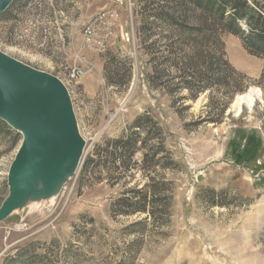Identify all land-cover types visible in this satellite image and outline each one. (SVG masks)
Segmentation results:
<instances>
[{
	"label": "rangeland",
	"instance_id": "374dc122",
	"mask_svg": "<svg viewBox=\"0 0 264 264\" xmlns=\"http://www.w3.org/2000/svg\"><path fill=\"white\" fill-rule=\"evenodd\" d=\"M167 1L17 0L0 14V52L64 85L83 141L55 197L31 196L0 221V264H264V56L222 34L242 90L186 89L196 14L169 33L154 11L140 13ZM74 68L83 76L70 80ZM138 119L124 171L121 149L113 159L104 150ZM16 133L0 132V207Z\"/></svg>",
	"mask_w": 264,
	"mask_h": 264
},
{
	"label": "water",
	"instance_id": "95a60500",
	"mask_svg": "<svg viewBox=\"0 0 264 264\" xmlns=\"http://www.w3.org/2000/svg\"><path fill=\"white\" fill-rule=\"evenodd\" d=\"M14 0H0L2 14ZM0 120L22 136L8 172L11 195L0 207V221L36 195L23 172L31 161L54 173L64 158L81 154V140L70 97L55 77L31 69L0 52ZM200 180V179H198Z\"/></svg>",
	"mask_w": 264,
	"mask_h": 264
},
{
	"label": "trees",
	"instance_id": "16d2710c",
	"mask_svg": "<svg viewBox=\"0 0 264 264\" xmlns=\"http://www.w3.org/2000/svg\"><path fill=\"white\" fill-rule=\"evenodd\" d=\"M16 1L14 0L10 6ZM159 3L151 2L149 5L141 6L140 11H150V9L154 11L155 14H153L152 19L165 24L169 33L176 32L174 31L176 27H182L188 19L189 12L196 14V24L194 26L196 36L192 39V52L186 55L185 58H181L183 61L181 70L183 73L188 72L187 80L183 84L184 87L192 90L195 83L202 91L210 88V85H215L230 88L232 93L233 91L240 92L242 90L241 78L243 75L236 72L225 59L221 35L225 33L237 35L243 39L244 47L250 55L264 56V0H168L164 4ZM240 22H245L248 28L246 34L241 29ZM152 24L149 23L151 26ZM171 35L173 36L168 39V45L165 48L173 53V51L175 52L174 46L176 43L174 34ZM207 44L212 46V49H208V52L204 50ZM174 65L176 66L177 63L175 62ZM225 71L227 74L230 72L231 78L235 76L231 80L233 85L229 83L231 81L226 82ZM140 121L141 119H138L134 123V127L138 130L125 140L109 142L104 150L105 154L113 159L116 154L115 150L117 148L121 149L122 153L119 161L124 171L128 170L131 149L135 146L140 129L143 130ZM13 131L15 130L0 120V132L12 135ZM19 134L17 132L15 136L18 137ZM12 141L15 143V137ZM108 146L112 151L108 150ZM88 162H93V160L89 158ZM86 166L87 164H85L83 171L86 170ZM146 199V197H142L141 202L145 203ZM134 209L136 210H132L133 212L145 211V207Z\"/></svg>",
	"mask_w": 264,
	"mask_h": 264
},
{
	"label": "bare ground",
	"instance_id": "6f19581e",
	"mask_svg": "<svg viewBox=\"0 0 264 264\" xmlns=\"http://www.w3.org/2000/svg\"><path fill=\"white\" fill-rule=\"evenodd\" d=\"M247 98L248 95L242 96L239 101H245ZM78 159L79 154L64 158L54 173H52L51 167L47 164H39V166H37L38 168L34 169L32 166L33 161H31L28 167L23 169V172L30 177L33 187L37 192V205L45 198H53L59 193L65 183L76 171Z\"/></svg>",
	"mask_w": 264,
	"mask_h": 264
},
{
	"label": "built area",
	"instance_id": "2783aa9c",
	"mask_svg": "<svg viewBox=\"0 0 264 264\" xmlns=\"http://www.w3.org/2000/svg\"><path fill=\"white\" fill-rule=\"evenodd\" d=\"M85 33H86V36L88 39L87 42H88V44H90L92 31L90 29H88L87 32H85ZM82 76H83V72H82V70H80L78 68H74V69L70 70L68 73V78L70 80H76Z\"/></svg>",
	"mask_w": 264,
	"mask_h": 264
}]
</instances>
